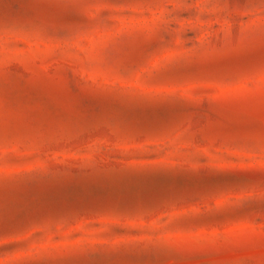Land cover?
<instances>
[{
    "label": "rangeland",
    "instance_id": "1",
    "mask_svg": "<svg viewBox=\"0 0 264 264\" xmlns=\"http://www.w3.org/2000/svg\"><path fill=\"white\" fill-rule=\"evenodd\" d=\"M264 0H0V264H264Z\"/></svg>",
    "mask_w": 264,
    "mask_h": 264
},
{
    "label": "snow or ice",
    "instance_id": "2",
    "mask_svg": "<svg viewBox=\"0 0 264 264\" xmlns=\"http://www.w3.org/2000/svg\"><path fill=\"white\" fill-rule=\"evenodd\" d=\"M264 185V173L258 176L254 173L232 178L231 183L223 185L224 190L247 191L254 185Z\"/></svg>",
    "mask_w": 264,
    "mask_h": 264
}]
</instances>
